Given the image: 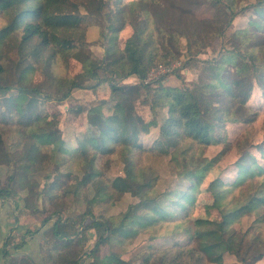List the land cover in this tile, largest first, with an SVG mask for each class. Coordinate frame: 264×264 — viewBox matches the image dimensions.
<instances>
[{
	"label": "trees",
	"instance_id": "obj_1",
	"mask_svg": "<svg viewBox=\"0 0 264 264\" xmlns=\"http://www.w3.org/2000/svg\"><path fill=\"white\" fill-rule=\"evenodd\" d=\"M210 2L216 16L198 17L196 10ZM245 12H252L245 26L230 34L236 46L222 45L217 55L200 58ZM0 19V165L8 169L0 179V197L25 190L23 207L40 213L44 223L53 220L43 232L52 243L53 262L78 264L87 253L86 264H131L119 247L126 249L139 234L150 241L139 251L141 264H255L264 256V125L260 140L248 128L259 113L248 103L255 86L264 98V0H0ZM103 19L107 44L96 58L85 52L86 27L103 25ZM127 25L131 33L119 45L118 35ZM181 53L184 60L177 69L198 66L196 77L182 79L181 86L164 84V76L143 82L152 67L173 65ZM70 58L80 70L65 76L60 69ZM37 72L43 74L41 83L34 78ZM131 77L136 82H125ZM103 83L109 88L107 99L68 109L75 147L67 146L56 127L44 126L45 102L64 101L75 88L95 90ZM141 90L149 120L134 107ZM107 102L111 107L105 114ZM82 112L84 118L77 120ZM228 123L243 126L234 141ZM154 127L158 134L152 148L169 156L178 181L163 190L159 173L142 159L148 148L141 136ZM232 149L236 157L225 167L222 162ZM101 154L119 161L123 174L110 179L82 173ZM45 162L52 166L43 176L46 190H39ZM136 170L141 179L135 182ZM203 190L217 218L194 217ZM124 194L136 197L125 210L94 213L95 205ZM69 197L87 204L81 228L61 215ZM128 217L133 220L127 223ZM244 219L249 223L243 228ZM90 229L95 242L86 250L82 236ZM11 232L3 243L5 256L25 242L24 235L14 242ZM105 246L108 252L101 255ZM229 255L235 261L225 263ZM8 264L34 262L10 256Z\"/></svg>",
	"mask_w": 264,
	"mask_h": 264
},
{
	"label": "rangeland",
	"instance_id": "obj_2",
	"mask_svg": "<svg viewBox=\"0 0 264 264\" xmlns=\"http://www.w3.org/2000/svg\"><path fill=\"white\" fill-rule=\"evenodd\" d=\"M252 12H245L244 14L238 15L233 21L230 27L226 30L224 38L218 40L212 41L211 44L205 47V49L202 51V53L199 54L200 58L203 59H208L211 58L214 55L218 54V50H221V46H225L227 48H232L233 46H236L234 40L230 37V34L240 28L245 26L247 23L248 19ZM217 14L216 10V5L213 2L207 3L200 8L196 10V15L200 18L203 17H215ZM96 21V20H95ZM2 22V19H0V23ZM94 22V21H93ZM105 19L102 20L103 25L99 24H89L86 27V46H85V52L86 54L91 55L96 58H100L103 56L104 52V46L107 44L106 39L103 36L104 32V25H105ZM131 33V27L129 25L125 26L123 31H121L118 35V44L122 45L125 37H127ZM184 42V40L182 39ZM14 53L11 51L9 53L10 59L14 58ZM184 57L183 54L181 53L178 57V61L176 60L173 65H170L172 67L171 71H168L167 73L163 74L164 80L163 83L166 85L170 86H181L182 84V79L185 78L186 81H189L191 78L196 77L198 72H199V67L198 66H190L188 65L187 67H184L183 69L179 70L177 69L183 62ZM174 69V71H172ZM62 73L65 76H73L75 73H77L80 70V64L77 60L70 58L66 67H61L60 69ZM9 71V70H8ZM55 71V69H54ZM178 71V72H176ZM13 73H11L12 75ZM176 74H181V77H176ZM14 78V74L12 76ZM36 82L41 83L43 80V74L40 72H37V74L34 76ZM127 83H133L136 82V79L131 77L127 78L125 80ZM89 84L88 82H86ZM56 90V88H55ZM54 90V91H55ZM109 94V88L106 83H103L99 85L95 90L91 89H80V88H75L72 90L71 96L64 101H57V100H52V101H47L44 103V106L47 111V119L46 122L44 123L45 127H51V128H57L59 132L61 133L63 139L65 140L66 144L68 147L73 148L75 147V130L73 127L74 126V120L71 119L69 116V111L68 109L71 107H74L75 105L78 104H83L86 106L89 104H97L100 102L101 99H107ZM147 97H146V92L144 90H141L140 94L138 97H135L134 99V107L135 110L140 113L145 120H149L151 118V112L148 108L147 104ZM251 105H254V107L257 108L259 111L258 113V118L256 121L251 125L250 130L251 133H253L255 139L260 140L262 137V132H263V125H264V98L262 95L258 94L257 86L254 87L252 95L248 101ZM83 106V107H85ZM110 107L111 103L107 102L104 105L103 112L105 114H108L110 112ZM84 113L82 112L77 120H82L84 118ZM78 125V124H77ZM80 126H76L78 130ZM243 126L240 124H227V131H228V137L230 141H234L238 133L242 130ZM92 136L94 137L97 133V130L95 128H92ZM158 134L157 127L151 128L150 131L146 134H143L141 136L140 141L144 146L148 148V151L144 153L142 156L143 162L146 165H149L153 167L160 175V179L158 182V187L159 189L163 190L164 188H172L174 185L178 182L175 181V175H174V170L172 167L171 162L169 161V156L164 155L161 152L157 151L156 149L152 148L153 142ZM96 144V141L93 143V145ZM221 145L219 146H214L211 151L210 155H214L216 153V150L220 149ZM209 154V153H208ZM101 159L98 163H93L91 165H87L85 168L83 167L82 173L88 174V175H98L100 173L105 174L104 176L108 178H113L116 175L123 174L122 172V164L114 160L112 161V158L109 157L106 154H101ZM236 157V150L232 149L224 158L222 165L225 167H228L231 162L235 159ZM52 163L51 162H45L42 166L40 175H39V182L40 185L39 190H44L45 185L43 176L46 172H48L51 169ZM85 166V165H84ZM7 170L4 165H0V179L3 180L4 176L7 175ZM174 176V177H173ZM213 174L209 175V178H211ZM173 178V179H172ZM141 179L140 177V172L139 170H136L135 175L131 176V180L133 181H139ZM203 188H205V183L202 184ZM37 187V188H38ZM43 188V189H42ZM46 190V189H45ZM17 193L19 196H24L25 190L18 189ZM205 190H203V193L201 192L198 202L196 204L195 212H194V217H202V218H217L218 214L216 210H214L210 204L207 202V195ZM13 196L12 198H14ZM43 198L46 200V204L49 206L50 202H47L48 200L46 199V196H43ZM65 208L62 210L61 215L64 216L63 220L70 219L75 222V225L78 227L81 226V219L83 215V211L85 210L87 204L83 200L81 201H76V199H72L71 197L65 199ZM136 200V197L130 195V194H124L119 200L109 203V204H99L95 205L93 208V211L95 214H100V215H112V214H117L127 207L129 203H133ZM23 203V200L21 201ZM19 216H20V223L24 224V227H27L28 229L35 230L36 232L34 235L40 234L42 230L48 229L49 225L52 223V221L49 222H43V216L36 212V211H31L30 209H25L23 208L22 210L18 211ZM251 219V218H249ZM249 219H244L241 226L244 228L248 225ZM133 219L132 217H128L126 222H131ZM23 227V228H24ZM25 229V228H24ZM84 243L86 244L85 249L88 250L90 247H92L93 243L95 242V233L94 230L90 229L86 231V236H82ZM43 240H47L43 238ZM13 241L16 242V238L14 236ZM147 242H150L145 234H139L136 239L133 240L132 243L128 244V247L122 248L119 247V251L121 253V256L125 259L130 260L131 264H141V256L140 254L142 251L140 250L142 246H144ZM153 242H156L159 244V240H153ZM46 245V243H45ZM49 248L48 246L45 247V249ZM117 249V248H116ZM45 251V250H44ZM108 252V247H102L100 249V254H106ZM136 252V257H132V254H135ZM2 258V257H0ZM88 255L87 253H83L81 260H79L78 264H86L88 261ZM36 264H41V257L36 256ZM49 262L45 264H60L57 258V263H52V260H56V257L53 256V258H48ZM235 257L233 255L226 256L224 259L225 263L229 262H234ZM255 264H264V256L258 260Z\"/></svg>",
	"mask_w": 264,
	"mask_h": 264
},
{
	"label": "crops",
	"instance_id": "obj_3",
	"mask_svg": "<svg viewBox=\"0 0 264 264\" xmlns=\"http://www.w3.org/2000/svg\"><path fill=\"white\" fill-rule=\"evenodd\" d=\"M20 196H15L14 198H1L0 197V264H8L9 257H21L26 256L30 258L34 264H36V256L41 257V264L49 262L48 258H53L49 250L52 248V243L48 238L44 236V230L40 234L34 235L35 230L28 229L24 227V224L20 223V216L18 211H23V203ZM27 210V209H26ZM51 225V224H50ZM49 225V226H50ZM25 229H24V228ZM12 230L16 238V242L20 241V236L24 235V244L19 249H11L9 255L5 256L3 254V243L7 235ZM43 238L47 240H43ZM46 243V245H45ZM49 247L45 249V247ZM45 250V251H44ZM53 253V252H52ZM52 263H57L53 262Z\"/></svg>",
	"mask_w": 264,
	"mask_h": 264
},
{
	"label": "built area",
	"instance_id": "obj_4",
	"mask_svg": "<svg viewBox=\"0 0 264 264\" xmlns=\"http://www.w3.org/2000/svg\"><path fill=\"white\" fill-rule=\"evenodd\" d=\"M172 67L167 65H157L152 67L148 73L146 74L145 78L143 79L144 83L152 82L158 79L163 74L171 71Z\"/></svg>",
	"mask_w": 264,
	"mask_h": 264
}]
</instances>
